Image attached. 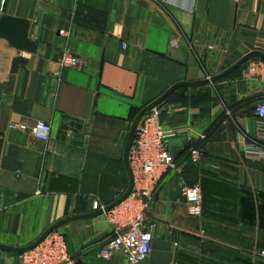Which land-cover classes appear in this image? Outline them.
Instances as JSON below:
<instances>
[{
    "label": "crops",
    "instance_id": "obj_1",
    "mask_svg": "<svg viewBox=\"0 0 264 264\" xmlns=\"http://www.w3.org/2000/svg\"><path fill=\"white\" fill-rule=\"evenodd\" d=\"M1 15L28 20L36 43L29 53L0 38V84L15 56L27 59L12 88L0 87V244L15 247L124 194V148L145 105L177 82L205 80L254 50L264 55V0H0ZM66 52L76 67L60 65ZM250 60L261 59L158 104L159 121L181 143L144 211L153 229L142 264H255L264 250V160L245 155L256 133L250 105L264 84L247 74ZM32 121L50 125L47 141L17 127ZM194 183L199 216L182 193ZM115 228L108 210L56 230L74 264H127L119 253L99 255ZM0 264H22L21 256L0 250Z\"/></svg>",
    "mask_w": 264,
    "mask_h": 264
},
{
    "label": "built area",
    "instance_id": "obj_2",
    "mask_svg": "<svg viewBox=\"0 0 264 264\" xmlns=\"http://www.w3.org/2000/svg\"><path fill=\"white\" fill-rule=\"evenodd\" d=\"M78 64L79 59L69 52L60 59L62 67H76ZM247 66V74L264 84V62L250 60ZM259 101L255 108V137L245 140V155L251 159L264 160V96ZM159 113V105L150 108L136 127L128 155L133 185L129 195L109 210V215L115 219L116 228L111 238L99 249L103 259L108 260L119 253L125 257L127 264H142L150 254L153 223L146 220L144 211L163 174L175 165L174 155L167 142L177 134L175 129L166 128L159 121ZM17 127L43 141L48 140L51 129L48 123L42 121L19 124ZM201 155V150L194 148L190 155L191 161L198 162ZM182 193L187 212L199 216L202 211L199 184L183 185ZM260 254L264 255V250ZM20 256L22 264H74L67 252L63 234L56 229Z\"/></svg>",
    "mask_w": 264,
    "mask_h": 264
},
{
    "label": "water",
    "instance_id": "obj_3",
    "mask_svg": "<svg viewBox=\"0 0 264 264\" xmlns=\"http://www.w3.org/2000/svg\"><path fill=\"white\" fill-rule=\"evenodd\" d=\"M28 30H29L28 20L17 18V17H12L8 15H1L0 17V38L6 39L7 42L13 48L19 51H26L29 53H33L36 50V43L28 37ZM252 57H258L264 62V55L261 52L256 51V50L251 51L245 54L242 58H240L236 63H234L229 68L223 70L222 72L214 76L208 77L205 80H202L199 82H177L173 84L158 98H156L155 100H153L152 102L145 105L142 109L139 110V112L135 115L132 121V124L130 126V130H129L125 148H124V162H125V166L128 172V176H129V183H128L127 190L124 192V194H122L121 197H119L117 200L110 203L109 205L104 206L103 208H100L94 212L86 213V214L71 215L61 220H58L57 222L49 226L34 242H32L31 244L27 246L15 247V246L6 245V244H0V250L19 253V254L29 251L33 249L35 246H37L41 241H43L50 232L57 229L62 224L70 222V221L78 220V219H85V218H91V217L97 216L99 214L107 212L108 210H110L111 208L119 204L121 201H123L129 195L132 189V185H133L132 173H131V169L129 166L128 155H129L131 144L134 139L136 127L140 119L142 118V116L150 108L158 105L160 102L166 99L171 94V92H173L175 89L182 87V86H192V85L206 84V83L217 81L231 74L233 71H235L237 68H239L241 65H243L247 60H249ZM26 62H27V59L25 57L21 55L15 56L11 62V66L9 69L8 83L0 84V87L5 88V89H11L14 83L15 74L17 73L19 66L24 65ZM258 103H260V101L253 102L250 105V109L256 108ZM167 143L169 144L168 147H169L170 152L173 155L177 154V152L180 150V146L176 145V143H181V140L171 139V140H168Z\"/></svg>",
    "mask_w": 264,
    "mask_h": 264
},
{
    "label": "rangeland",
    "instance_id": "obj_4",
    "mask_svg": "<svg viewBox=\"0 0 264 264\" xmlns=\"http://www.w3.org/2000/svg\"><path fill=\"white\" fill-rule=\"evenodd\" d=\"M260 251L261 250H259V252ZM240 264H248V262L247 261H240ZM255 264H264V255H261L260 253H258L256 255Z\"/></svg>",
    "mask_w": 264,
    "mask_h": 264
},
{
    "label": "bare ground",
    "instance_id": "obj_5",
    "mask_svg": "<svg viewBox=\"0 0 264 264\" xmlns=\"http://www.w3.org/2000/svg\"><path fill=\"white\" fill-rule=\"evenodd\" d=\"M112 209V208H111ZM20 254H22V253H20Z\"/></svg>",
    "mask_w": 264,
    "mask_h": 264
}]
</instances>
